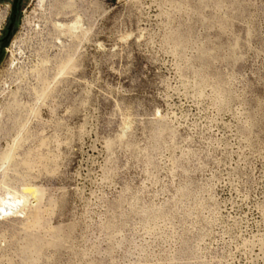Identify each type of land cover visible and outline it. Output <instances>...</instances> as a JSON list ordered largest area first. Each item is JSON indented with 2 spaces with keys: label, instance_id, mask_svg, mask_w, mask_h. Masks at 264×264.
<instances>
[{
  "label": "rangeland",
  "instance_id": "1",
  "mask_svg": "<svg viewBox=\"0 0 264 264\" xmlns=\"http://www.w3.org/2000/svg\"><path fill=\"white\" fill-rule=\"evenodd\" d=\"M12 198L0 264H264V0H0Z\"/></svg>",
  "mask_w": 264,
  "mask_h": 264
},
{
  "label": "bare ground",
  "instance_id": "2",
  "mask_svg": "<svg viewBox=\"0 0 264 264\" xmlns=\"http://www.w3.org/2000/svg\"><path fill=\"white\" fill-rule=\"evenodd\" d=\"M11 199V198H10ZM21 201H18L14 198L9 201H4L0 204V217L7 218L10 213L13 215L14 213H17V209L20 206ZM15 215V214H14Z\"/></svg>",
  "mask_w": 264,
  "mask_h": 264
},
{
  "label": "water",
  "instance_id": "3",
  "mask_svg": "<svg viewBox=\"0 0 264 264\" xmlns=\"http://www.w3.org/2000/svg\"><path fill=\"white\" fill-rule=\"evenodd\" d=\"M10 31H11V29H9V33H8V37H9V35H10ZM8 39H4V40H2L3 42H6Z\"/></svg>",
  "mask_w": 264,
  "mask_h": 264
},
{
  "label": "trees",
  "instance_id": "4",
  "mask_svg": "<svg viewBox=\"0 0 264 264\" xmlns=\"http://www.w3.org/2000/svg\"><path fill=\"white\" fill-rule=\"evenodd\" d=\"M15 7H18V5L14 6V8H15Z\"/></svg>",
  "mask_w": 264,
  "mask_h": 264
}]
</instances>
